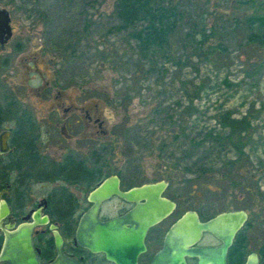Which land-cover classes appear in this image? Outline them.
I'll return each mask as SVG.
<instances>
[{
	"label": "rangeland",
	"instance_id": "obj_1",
	"mask_svg": "<svg viewBox=\"0 0 264 264\" xmlns=\"http://www.w3.org/2000/svg\"><path fill=\"white\" fill-rule=\"evenodd\" d=\"M117 1L0 0L16 39L26 42L14 76L0 85L3 127H17L7 111L17 97L19 108L37 116L36 145L48 175L57 168L48 160L73 153L129 184L168 181L173 217L195 210L206 220L243 209L246 253L258 254L264 245V45L247 41L246 18L264 12V0H167L181 19L166 56L153 61L140 59L130 31L117 27ZM199 26L208 35L203 45L190 37ZM24 63L37 73L29 83L53 76L62 108L91 106L102 127L91 122L86 133L61 118L62 108L46 116L50 95L27 89ZM22 133L11 142L21 154Z\"/></svg>",
	"mask_w": 264,
	"mask_h": 264
},
{
	"label": "flooded vegetation",
	"instance_id": "obj_2",
	"mask_svg": "<svg viewBox=\"0 0 264 264\" xmlns=\"http://www.w3.org/2000/svg\"><path fill=\"white\" fill-rule=\"evenodd\" d=\"M0 10H5L6 16L5 18L4 15L0 14V85H2L4 78L10 80L14 76L16 54L19 53V57L21 58L25 55L26 42L23 39H16V28L9 10L4 6H0ZM22 61L27 62V58H23ZM23 69V82L28 85L32 81L31 76H36L37 73L34 72L33 66L25 63ZM27 89L33 91L39 97L42 92H44V95H50L49 99L52 100V103L50 108L44 112L46 116L54 115L58 108L63 107V104L59 101L62 91L59 88V84L54 82L53 76L49 79L38 80L35 84L29 83ZM44 98L47 97L44 96ZM90 98H88V103L94 102ZM20 102L19 98L13 97V101L9 102L7 110L8 114L11 115V120L17 123L16 128L3 127L0 119V132L2 130L9 131V148L6 152H0V215H3L0 218V264H10L8 260L2 258L6 225H13L12 228H8L12 231L23 223L32 222L34 215H38L39 219H42L44 216L49 218V222L36 225L31 235L32 247L39 263L47 264L56 256L54 234L50 229V224H54L62 238V251L68 257L82 264H116L103 253H93L81 246L75 238L79 218L91 205V202L88 200L89 193L105 178L113 174L107 172L105 166L95 165L93 161L75 160L74 154L70 153L61 162L48 160L50 165L57 164L55 171L51 175H48L45 169L47 161L40 158L38 153L40 146L36 145L40 131L37 116L28 107L22 105V109L19 108L18 104ZM62 109L63 114L61 118L69 120L72 125H82L86 133L91 132V129L94 128L91 122H98L99 127L103 125L101 120L93 117L92 112L94 109L91 106L86 107L83 105L82 107H78V105H69L65 109ZM78 110L79 113L77 112ZM75 112L77 114L73 115ZM62 125L68 126L70 123L64 124V122H61ZM24 131L27 133L26 137ZM34 131L36 134L33 137ZM21 132H23L22 135L25 137L22 154L17 149L14 151L11 145L13 140L18 139V136L14 134L19 133V137L21 138ZM87 139L90 143H93L94 133L93 135L88 134ZM34 140L37 142L34 143ZM13 152L16 156L18 155L16 160H3V156L12 154ZM102 173L107 174L102 175ZM115 175L118 178V188L122 191L142 184H152L159 181L166 182L161 196L173 201L176 209V202L168 193L171 190L168 181L162 179L129 184L120 175ZM2 202L7 206V213H5ZM133 206L134 203L127 202L117 195H112L101 203L98 216L101 220L113 219L123 215ZM175 209L160 222L148 229L144 238L145 251L137 256V264H151L155 254L164 247L168 232L180 216L173 217ZM55 214L58 218H55ZM200 220L204 221L201 218ZM242 230L243 228L237 232L228 250L227 264H244L247 255L251 253H246V247L241 245V241L247 242ZM219 244L220 241L214 235L204 232L200 240L194 245L205 247L217 246ZM197 260V257H186L187 264H197Z\"/></svg>",
	"mask_w": 264,
	"mask_h": 264
},
{
	"label": "water",
	"instance_id": "obj_3",
	"mask_svg": "<svg viewBox=\"0 0 264 264\" xmlns=\"http://www.w3.org/2000/svg\"><path fill=\"white\" fill-rule=\"evenodd\" d=\"M0 14L5 16V10ZM9 131L0 132V152L8 150ZM166 182L142 184L129 190L118 188L115 174L105 178L88 195L91 205L81 214L75 233L76 241L93 253H103L116 264H137V256L145 251L144 238L148 229L160 222L175 209V203L161 196ZM117 195L134 203V206L121 216L101 220L98 216L101 203ZM7 213V206L2 202ZM3 215H0V218ZM248 218L243 209L222 211L213 217L201 221L194 210L183 212L168 232L164 247L155 254L151 264H187L186 257H197V264H227L226 258L235 235L241 230ZM49 222L44 216H33L32 222H26L10 231L13 225H6L3 259L10 264H41L32 247V231L38 224ZM54 234L56 256L47 264H82L68 257L62 251V238L56 226L50 224ZM204 232L211 233L219 241L217 246L197 247ZM244 264H261L256 252L247 255Z\"/></svg>",
	"mask_w": 264,
	"mask_h": 264
},
{
	"label": "trees",
	"instance_id": "obj_4",
	"mask_svg": "<svg viewBox=\"0 0 264 264\" xmlns=\"http://www.w3.org/2000/svg\"><path fill=\"white\" fill-rule=\"evenodd\" d=\"M115 12L119 20L117 27L130 31V39L134 41L140 59L153 61L156 57L166 56L170 38L181 19V13L175 6L167 5V0H118ZM246 23L249 30L247 41L264 45V12L252 13L246 18ZM199 28L187 36L193 40L200 38L199 44L203 45L208 35L204 33V26ZM246 243L241 241L244 247ZM257 252L261 264H264V245Z\"/></svg>",
	"mask_w": 264,
	"mask_h": 264
}]
</instances>
